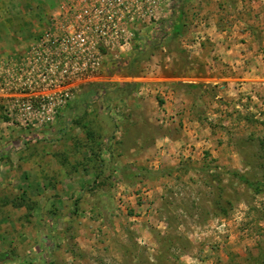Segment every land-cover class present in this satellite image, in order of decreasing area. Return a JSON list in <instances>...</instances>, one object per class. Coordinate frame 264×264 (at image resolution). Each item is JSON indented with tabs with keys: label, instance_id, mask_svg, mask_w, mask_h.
<instances>
[{
	"label": "rangeland",
	"instance_id": "rangeland-1",
	"mask_svg": "<svg viewBox=\"0 0 264 264\" xmlns=\"http://www.w3.org/2000/svg\"><path fill=\"white\" fill-rule=\"evenodd\" d=\"M55 3L0 0V54L25 50ZM192 3L168 38L180 58L168 59L169 35L146 36L113 72L122 81L78 95L55 128L0 127V264H264V193L229 173L264 181V33L252 31L246 63L215 72L243 80L190 87ZM162 74L175 80L147 85ZM138 168L159 174L124 178Z\"/></svg>",
	"mask_w": 264,
	"mask_h": 264
},
{
	"label": "built area",
	"instance_id": "built-area-1",
	"mask_svg": "<svg viewBox=\"0 0 264 264\" xmlns=\"http://www.w3.org/2000/svg\"><path fill=\"white\" fill-rule=\"evenodd\" d=\"M165 1L59 0L25 50L0 58V127L55 128L82 88L122 81L113 72L160 28Z\"/></svg>",
	"mask_w": 264,
	"mask_h": 264
},
{
	"label": "crops",
	"instance_id": "crops-1",
	"mask_svg": "<svg viewBox=\"0 0 264 264\" xmlns=\"http://www.w3.org/2000/svg\"><path fill=\"white\" fill-rule=\"evenodd\" d=\"M59 0H56L55 6L57 5ZM188 1L193 2V6L191 10L195 13L197 18V23L194 26V34L197 35L198 41L195 44L189 45L190 49L195 48L190 55L189 59L194 60V64L200 65V74L199 76L194 77V83L189 80L188 84H195L198 80L201 82L211 83L220 80V81H235L243 80L239 76H233L232 71H230L229 75L219 76L217 73L219 72L218 66H228L232 68H238L239 65H242L243 62L246 63L248 58L251 56L250 53H254L252 47V42L255 37L251 34L253 30L261 31L264 33V0H235V8L234 10H227V1L229 0H168L165 1L162 10L160 12V28L152 29L150 35L156 39L157 33H162V35H166L167 39L164 38V47L169 49V56L172 59L180 58L179 52H177L174 46L170 45L171 43L168 38L172 35L175 36V27H179V32L181 34L184 33L185 23H184V11L182 4H186ZM219 3L224 5V8L220 9ZM54 6V7H55ZM53 7V8H54ZM52 8V9H53ZM190 8V7H189ZM51 9V10H52ZM50 10V11H51ZM225 11V13H223ZM231 13V17L228 20L222 19L221 15ZM49 14V13H48ZM48 15L44 17L46 21ZM239 16V18H237ZM234 17V20L232 19ZM43 22L45 26L46 22ZM174 31V32H173ZM179 34V37L182 35ZM163 37V36H161ZM160 37V38H161ZM244 39V40H242ZM264 40V39H263ZM150 43H156V41L148 40ZM162 41V40H161ZM166 41V42H165ZM264 45V41L262 42ZM255 44V43H254ZM264 47V46H263ZM252 49V50H251ZM264 50V49H263ZM8 53H17L13 51H9L7 53H1L0 58L7 55ZM260 57H263L262 53L257 51ZM241 63V64H240ZM202 66V69H201ZM218 71L217 73H215ZM206 74V75H205ZM129 80L132 78L128 77ZM187 77H182L180 79L183 80L184 84H187L184 81ZM175 80L170 75L162 74L160 78H147L145 81H149L147 85L150 87L159 86L158 83H161V86L169 84ZM135 81V80H132ZM152 81V82H150ZM167 87V86H166ZM170 93V92H169ZM170 97V96H169ZM165 107V106H164ZM176 108L175 105L171 106L172 113L175 111H179V109L183 110L182 106H178ZM144 107L137 106L134 108H129V112L133 116L139 115L144 112ZM173 115L171 112H169ZM179 115L176 113V118ZM183 123L186 126V117H182ZM190 124L198 123L196 120L190 121ZM169 139L168 137H165ZM161 140H164L161 139Z\"/></svg>",
	"mask_w": 264,
	"mask_h": 264
},
{
	"label": "trees",
	"instance_id": "trees-1",
	"mask_svg": "<svg viewBox=\"0 0 264 264\" xmlns=\"http://www.w3.org/2000/svg\"><path fill=\"white\" fill-rule=\"evenodd\" d=\"M179 34H181V33L175 32V35H179ZM139 48H142V46H139V44H137L135 50H137ZM95 85L96 84L89 85V88H88L89 90L88 89H84V90L81 89V91L79 92V95L84 100H87L88 97L90 96V92H91L90 87H92V86L94 87ZM135 86H136L135 82H129L126 84V86L121 87L120 89L123 92L130 94L133 92ZM189 86L190 87H198L196 84H189ZM229 173L233 179H236L240 183L244 184L252 192V194L260 195V194L264 193V181L253 179V178L249 177L248 175L241 173L238 170H230ZM158 174H159V172H153V171L147 170V169L144 170V168H138V170L131 172L130 175L129 174L125 175L124 178L129 179L131 177H136V176H140V175H144V176L149 177V178H155ZM226 212H227L226 207L220 208V213L225 214Z\"/></svg>",
	"mask_w": 264,
	"mask_h": 264
}]
</instances>
